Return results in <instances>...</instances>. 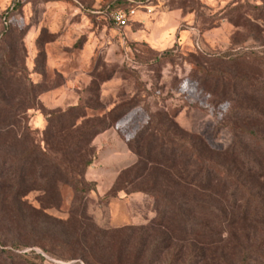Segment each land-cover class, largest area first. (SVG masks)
<instances>
[{"label": "rangeland", "instance_id": "obj_1", "mask_svg": "<svg viewBox=\"0 0 264 264\" xmlns=\"http://www.w3.org/2000/svg\"><path fill=\"white\" fill-rule=\"evenodd\" d=\"M109 1L0 0V264H172L162 232L138 238V226L157 213L154 199L138 183L123 184L126 171L116 172L134 156L127 141L162 110L176 113L185 132L225 149L233 134L224 117L237 107L264 109V0H126L123 30L105 11ZM119 104L133 107L80 144L84 158L71 150L76 129L50 117L79 106L75 118L87 107L94 116L78 124H94ZM50 119V127L67 129L53 142L54 161L90 160L82 178L91 189L77 193L60 181L40 190L28 182L17 196L18 158L36 150L30 172L55 170L40 154ZM203 224L211 233L202 241L237 264L246 242L215 217ZM31 250L42 258L22 255Z\"/></svg>", "mask_w": 264, "mask_h": 264}, {"label": "trees", "instance_id": "obj_2", "mask_svg": "<svg viewBox=\"0 0 264 264\" xmlns=\"http://www.w3.org/2000/svg\"><path fill=\"white\" fill-rule=\"evenodd\" d=\"M125 5L126 0H110L104 8L108 11ZM5 106L4 98L0 97V107ZM131 107L130 104L115 105L104 111L98 122H81L82 126L78 120L94 116L89 114L87 107L75 118L72 115L79 106L52 113L50 117L70 122L67 127L76 129L78 134L71 150L84 158L80 153L82 148H78L80 144H86L88 136L94 137L109 129ZM148 116L137 135L127 141L134 159L118 170L119 175L126 171V178L120 180L123 184L138 183V192L154 199L157 216L146 225L138 226V238L155 239L162 232L164 236L160 242L167 241L168 247H173L172 264L183 257L189 258L183 264H201L216 256L218 264H229L223 253L213 251L202 241L211 233L203 224L204 220L215 217L229 236L246 242L239 245L243 255L237 264H264V109L237 107L224 117L225 126L233 134L232 144L225 149L214 148L202 137L185 132L176 122V113L160 110ZM49 122L44 134L48 148L41 149L40 154L52 162L55 170L51 175L30 172L36 163L33 159L36 150L18 158L12 171V185L17 196L25 193L28 182L40 190L49 182L56 185L60 181L70 184L77 193L91 189L92 185L82 178L90 160L74 162L72 159L63 164L54 161L53 142L63 138L67 129L62 123L56 128L50 127L53 121ZM22 253L42 258L33 250ZM85 261L91 264L89 258ZM27 264L39 263L31 260Z\"/></svg>", "mask_w": 264, "mask_h": 264}, {"label": "built area", "instance_id": "obj_3", "mask_svg": "<svg viewBox=\"0 0 264 264\" xmlns=\"http://www.w3.org/2000/svg\"><path fill=\"white\" fill-rule=\"evenodd\" d=\"M105 11L117 29L123 30L128 25L129 12L125 8H115Z\"/></svg>", "mask_w": 264, "mask_h": 264}, {"label": "crops", "instance_id": "obj_4", "mask_svg": "<svg viewBox=\"0 0 264 264\" xmlns=\"http://www.w3.org/2000/svg\"><path fill=\"white\" fill-rule=\"evenodd\" d=\"M132 159H134V156L131 157V158H129V159H126V160L120 162V163H119V167L116 169V172H118V170H119V168H120V166H121L122 164H124V163H126V162H128V161H130V160H132Z\"/></svg>", "mask_w": 264, "mask_h": 264}]
</instances>
